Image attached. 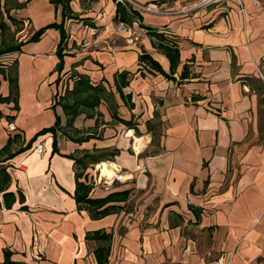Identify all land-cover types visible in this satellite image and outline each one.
<instances>
[{"label": "crops", "instance_id": "obj_1", "mask_svg": "<svg viewBox=\"0 0 264 264\" xmlns=\"http://www.w3.org/2000/svg\"><path fill=\"white\" fill-rule=\"evenodd\" d=\"M134 1L149 9L131 6L141 17L130 24L136 40L113 30L114 0H0V44L18 47L0 55L16 61L18 86L15 109L3 63L0 264L4 251L14 264H100L98 248L107 249L103 264H264V3L241 0V15L237 0ZM96 6L104 17L94 18ZM51 23L62 31L29 41ZM145 27L177 44L172 74ZM142 53L170 78L150 72ZM79 76L104 92L67 127L60 101ZM57 118L63 130L37 135ZM87 153L105 158L92 163ZM82 162L98 172L91 199L127 193L99 219L74 198L76 181L90 183L77 176ZM103 162L112 177L101 176ZM33 225L48 236L39 260Z\"/></svg>", "mask_w": 264, "mask_h": 264}, {"label": "trees", "instance_id": "obj_2", "mask_svg": "<svg viewBox=\"0 0 264 264\" xmlns=\"http://www.w3.org/2000/svg\"><path fill=\"white\" fill-rule=\"evenodd\" d=\"M116 9L114 13V20L117 22H124L128 25L132 23L134 19L140 20L141 17L139 13L132 9L131 5L129 3L123 1L120 2L118 0H114ZM66 12H68V8H65ZM1 15V13H0ZM7 18L11 20V17L6 13ZM7 26L4 22H0V30L1 33L3 34L6 30ZM48 28H59L60 31H62L61 24H56V23H51L48 24L39 30H37L33 36L29 39V41H36L38 38L47 30ZM147 34L150 36L151 41H152V46L158 51L164 54L169 63H170V73L172 74L173 71L175 70L176 66L179 63V49L177 44L167 38L164 33L157 28H152V27H145ZM64 35L62 34V39ZM3 42L1 40L0 44V55L5 53V52H14L18 50V47L15 46H3ZM3 46V47H1ZM61 44L58 45V50L57 53L58 55L61 56ZM138 61L140 63L145 64L150 72H158L162 75H164L166 78H170L169 74L165 73L160 65L153 60L148 54L142 53L140 54ZM4 64L0 61V72L4 73ZM9 73H8V81H9V96L5 100H11L14 102V108L17 109V95H18V86H17V64L16 61L13 60L11 64L8 67ZM185 73V67H183L182 70V75ZM119 75H125V72L119 73ZM123 86L126 84V82L122 83ZM103 89L101 87H94L92 86L87 78L83 76H79L78 80L75 81L74 87L72 88L71 91H68L61 99L60 102H62V107L63 110L67 116V127L72 126V122L77 114H79L82 109L84 108H89L93 109L94 106H96L99 103V97L103 95ZM3 100V99H0ZM56 129H61L63 128L60 127L59 119H56V122L53 126L43 129L40 132L37 133V135L40 134H45V133H52L53 136L55 134ZM53 144L55 146V139L53 140ZM91 161L92 163H97L101 158L105 157H100V156H95V154H90L87 153L84 155L83 160L87 159ZM77 163V161H75ZM85 164L86 162H82ZM81 163V164H82ZM80 177V175H77ZM91 190V186L89 183L86 182H79L76 181V189L74 193V198L78 204V208H84L85 210L88 211L90 217L92 219H99L107 214H109L114 207L112 206H105L108 202L111 200H114L117 196L119 195H126V192H121V193H110L104 198L101 199H91L89 197V193ZM92 236L96 239H102V240H108L109 236L104 233H99L95 232L92 234ZM10 253L8 251H4V264H14L9 260V255ZM106 254H107V249L105 248H98L95 251L96 259L97 262L100 264H103L106 262Z\"/></svg>", "mask_w": 264, "mask_h": 264}, {"label": "built area", "instance_id": "obj_3", "mask_svg": "<svg viewBox=\"0 0 264 264\" xmlns=\"http://www.w3.org/2000/svg\"><path fill=\"white\" fill-rule=\"evenodd\" d=\"M118 1L123 2L124 0H118ZM126 1H128L130 4L131 3L134 4L135 6H137V8L147 10V11L149 10L148 7H143L141 5H138L132 0H126ZM217 1L219 0H201L199 2V6H208ZM251 3L253 5H261L262 3H264V0H251ZM237 4L239 6V13L241 15H244L246 7L244 6L243 2L241 0H237ZM115 33L120 36L125 35V34L129 35L131 37H134L135 40L138 39V36L140 35V32L136 33L133 30L131 25H128L124 22H118L116 24ZM257 75L262 81H264V67L257 69ZM33 150L38 154L44 153L45 149H44L43 143L35 145ZM47 241H48V236L45 234H42L40 229L36 225H33L32 226V244H31L32 250L31 252H32L33 257L36 260H39L44 256Z\"/></svg>", "mask_w": 264, "mask_h": 264}, {"label": "rangeland", "instance_id": "obj_4", "mask_svg": "<svg viewBox=\"0 0 264 264\" xmlns=\"http://www.w3.org/2000/svg\"><path fill=\"white\" fill-rule=\"evenodd\" d=\"M125 2H127V3H129L128 1H126V0H124ZM133 2H135L134 0H132ZM136 4H138V5H141V6H143V7H147L146 5H144V4H140V3H138V2H135ZM132 4V3H131ZM130 3H129V5H131ZM132 6H135L134 4H132ZM92 8V7H91ZM138 12L139 11H147V10H143V9H140V8H137V6H135L134 7ZM106 7L105 6H101L100 8L98 7V6H96V9H92V12H93V14H94V18L95 17H104L103 15L104 14H106L105 12H106ZM93 19V18H92ZM92 19L90 18V20H88V23H90V24H94L93 22H92ZM18 26V25H17ZM20 28V26L17 28V30ZM28 29V27L27 28H25V30H27ZM114 31H115V27H114V29H113ZM26 35V32L25 31H23L22 33H20L19 34V37H23V36H25ZM11 60H12V58H8L7 56L6 57H3L2 59H1V62L2 63H5V64H7V63H9V62H11ZM86 168H87V163H85V164H80V167H79V175H80V178H82V179H84V180H86V181H90V186H92V184L94 183V180L96 179V174L98 175V172L96 171H89V172H87L86 171ZM93 170H95V168H93ZM97 180L100 182V178L98 177L97 178Z\"/></svg>", "mask_w": 264, "mask_h": 264}, {"label": "bare ground", "instance_id": "obj_5", "mask_svg": "<svg viewBox=\"0 0 264 264\" xmlns=\"http://www.w3.org/2000/svg\"><path fill=\"white\" fill-rule=\"evenodd\" d=\"M99 167L101 176L110 178L114 175L113 170L108 166L106 162H103Z\"/></svg>", "mask_w": 264, "mask_h": 264}]
</instances>
